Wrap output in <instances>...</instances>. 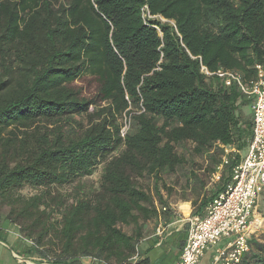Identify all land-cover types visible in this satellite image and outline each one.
Wrapping results in <instances>:
<instances>
[{
	"label": "trees",
	"instance_id": "trees-1",
	"mask_svg": "<svg viewBox=\"0 0 264 264\" xmlns=\"http://www.w3.org/2000/svg\"><path fill=\"white\" fill-rule=\"evenodd\" d=\"M263 62L264 0H0V240L7 221L32 242L26 254L49 263L131 264L144 225L172 216L157 184L186 165L177 146L190 143L213 175L219 143L236 153L212 195L192 202L202 216L252 125L239 112L249 101L200 67L250 79ZM85 77L92 98L75 85ZM101 164L99 187L86 190L80 179ZM145 177L156 200L137 183ZM255 239L239 264H264Z\"/></svg>",
	"mask_w": 264,
	"mask_h": 264
},
{
	"label": "built area",
	"instance_id": "built-area-1",
	"mask_svg": "<svg viewBox=\"0 0 264 264\" xmlns=\"http://www.w3.org/2000/svg\"><path fill=\"white\" fill-rule=\"evenodd\" d=\"M200 72L207 78L221 80L225 88L235 86L249 101L252 137L244 156L232 168L231 181L209 203L205 214L188 216L186 239L174 264H199L207 251H212L210 264H239L250 250L249 240L263 229H259L256 222L260 219L257 217L258 203L264 195V62L255 65L254 76L250 79L221 68L209 72L201 66ZM128 128L129 123L125 121L121 137ZM217 145L223 149L224 156L212 175L214 182L219 181L221 170L228 163L227 155L236 153L231 147ZM163 234V223L159 220L154 237L160 239ZM222 242L224 246L219 247ZM138 258L137 248L131 262L135 264Z\"/></svg>",
	"mask_w": 264,
	"mask_h": 264
},
{
	"label": "rangeland",
	"instance_id": "rangeland-1",
	"mask_svg": "<svg viewBox=\"0 0 264 264\" xmlns=\"http://www.w3.org/2000/svg\"><path fill=\"white\" fill-rule=\"evenodd\" d=\"M75 85L79 88H82L83 95L87 98H92V96L95 94L96 82L91 77H85L82 80L76 82ZM89 111H92V109L90 108ZM239 112L242 118H244V120H249V121L251 120V112L248 106H244V107L242 106L239 109ZM177 152L185 157L187 161L186 165L183 168L179 169L174 174L163 175L162 182L157 184V188L159 189L160 195L163 197V200L168 205H174L179 201L183 202V200L184 201L187 200L191 203L190 207L193 211L192 202L196 200L198 195H200V197L203 195H207L210 197L212 195V192L216 190L217 182L212 181V175H208L207 173H205L208 162L205 159V157H199L192 153V145L190 143H185L177 146ZM245 152L246 150L238 154L242 157L244 156ZM117 153L118 151H115L109 157L115 156ZM102 168H103V164L99 165L95 169L91 177L80 179V182L86 185V190L88 189L97 190L100 184ZM193 175L197 176L198 178L202 179L205 182L206 185L204 189L201 188L203 190L201 191L197 190V187L194 185L195 181ZM137 183L139 184L140 187H142L149 194H151V196H153L156 200L154 183L151 178L145 177L143 179H138ZM74 185L75 183L61 188V192L73 194L72 186ZM168 190L170 191L168 192ZM35 193H36L35 191H32L27 187L20 190V194L22 196H31L34 195ZM7 212H8L7 205H3L0 203V214H2V216H5ZM257 217L261 219V220L258 219L256 222L258 228L259 229L263 228V229L259 233H257L255 240H257L256 242H258L259 244H264V195L260 198L258 203ZM153 221L155 220L153 219L152 221H150L151 224L153 223ZM158 222L159 221L156 220V224H158ZM2 228L4 233L11 232L16 234V236L18 237L16 241L18 242L19 250L21 247L23 248V251L26 249L28 250L30 248L32 242L29 239L24 238V236L20 233V228L18 226H15L7 221L5 222L3 221ZM12 239L13 238L11 236H7L6 238L2 237L0 241L4 242L7 245V247L12 248L11 246ZM223 246H224L223 242L219 244V247H223ZM7 247H5L7 250V259H8V263L11 264L14 261L11 257L12 254L10 249ZM252 250L255 252L257 249L256 247L253 246ZM27 255L30 256V254ZM33 256L36 258V260L30 262H34L38 264H52L47 261L39 259L36 255ZM211 261H212V251L211 252L207 251L201 257L199 264H210ZM89 262H90L89 264H93L91 260Z\"/></svg>",
	"mask_w": 264,
	"mask_h": 264
},
{
	"label": "crops",
	"instance_id": "crops-1",
	"mask_svg": "<svg viewBox=\"0 0 264 264\" xmlns=\"http://www.w3.org/2000/svg\"><path fill=\"white\" fill-rule=\"evenodd\" d=\"M198 203L199 202H197V204ZM190 204L191 203L186 200L170 205L172 216L164 220V234L160 239L154 237V231L157 226L156 221H153L152 224L151 222H147L144 225L143 238L138 247L140 262L145 261V264H174L181 251L179 246L181 242L183 244L186 239L187 218L192 213ZM7 236L13 238L11 241L12 248L7 247L4 242L0 241V264H9L5 247L9 248L11 251V257L14 261L11 264H38L30 262L36 260V258L33 254L30 256L27 255V249L24 251L22 247L20 250L18 249V242L16 241L18 237L16 234L5 232L2 237L6 238ZM82 262L83 264L90 263L89 260H82ZM131 264L133 263L131 262Z\"/></svg>",
	"mask_w": 264,
	"mask_h": 264
},
{
	"label": "bare ground",
	"instance_id": "bare-ground-1",
	"mask_svg": "<svg viewBox=\"0 0 264 264\" xmlns=\"http://www.w3.org/2000/svg\"><path fill=\"white\" fill-rule=\"evenodd\" d=\"M183 207V206H182Z\"/></svg>",
	"mask_w": 264,
	"mask_h": 264
}]
</instances>
